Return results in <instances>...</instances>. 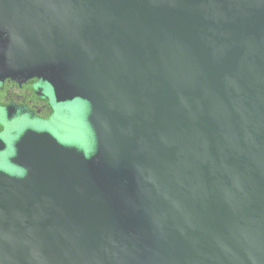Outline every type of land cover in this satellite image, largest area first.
<instances>
[{"label":"water","instance_id":"1","mask_svg":"<svg viewBox=\"0 0 264 264\" xmlns=\"http://www.w3.org/2000/svg\"><path fill=\"white\" fill-rule=\"evenodd\" d=\"M90 105L96 151L29 134L0 264H264V0H0V81Z\"/></svg>","mask_w":264,"mask_h":264},{"label":"flooded vegetation","instance_id":"2","mask_svg":"<svg viewBox=\"0 0 264 264\" xmlns=\"http://www.w3.org/2000/svg\"><path fill=\"white\" fill-rule=\"evenodd\" d=\"M81 104L91 110L87 103ZM55 106L64 107V114H69L72 123H77L79 118L71 115L73 112L71 105L58 103L49 86L39 79L17 81L9 78L0 81V172H6L14 177L27 175L21 160L29 134L48 133L67 148L76 149L85 156L90 157L95 153L97 137L90 118L82 114L75 129L62 127L56 122L61 115L58 116ZM67 122L71 124L70 121ZM72 133L77 134V138ZM90 139L93 145H88Z\"/></svg>","mask_w":264,"mask_h":264},{"label":"rangeland","instance_id":"3","mask_svg":"<svg viewBox=\"0 0 264 264\" xmlns=\"http://www.w3.org/2000/svg\"><path fill=\"white\" fill-rule=\"evenodd\" d=\"M79 102H80V103H79ZM81 103H85V102H82V101H78V100H77V101H72V102H68V103H66L67 105H71L70 107L73 108V109H72L73 112L71 113V115L74 114L76 117L79 118L76 124L79 123L82 114H85V115H86L88 118H90V119L93 118V113H92V111L88 108V106L82 105ZM55 105H59V104H55ZM55 109H56V112H58V116L61 115V116H59V117L56 119L57 124L59 125V123H60V125H61L62 127H67V128H69V129H71V130L75 129L76 124H75V123H72V118H71V116H70L69 114H64V112H65V108H64V107H63V108H57V107L55 106ZM63 110H64V112H63ZM65 115H66V116H65ZM67 121H70L71 124H69V122H67ZM92 128H93V131H94V133H95L94 126H92ZM72 134H73V133H72ZM73 135H76V138H77V134H73ZM58 136L61 137L62 135H58ZM88 145H93V141H92L91 139L88 140Z\"/></svg>","mask_w":264,"mask_h":264}]
</instances>
